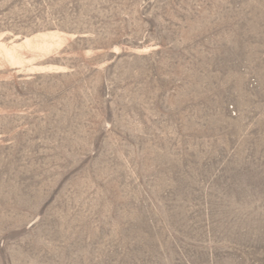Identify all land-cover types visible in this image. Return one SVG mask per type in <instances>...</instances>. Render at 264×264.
Instances as JSON below:
<instances>
[{"label":"rangeland","instance_id":"374dc122","mask_svg":"<svg viewBox=\"0 0 264 264\" xmlns=\"http://www.w3.org/2000/svg\"><path fill=\"white\" fill-rule=\"evenodd\" d=\"M0 264H264V0H0Z\"/></svg>","mask_w":264,"mask_h":264}]
</instances>
